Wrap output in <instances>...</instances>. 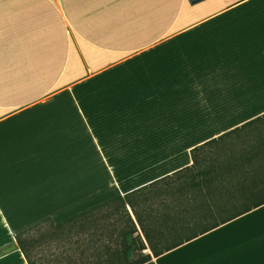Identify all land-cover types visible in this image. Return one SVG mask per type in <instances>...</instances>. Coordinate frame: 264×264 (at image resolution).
<instances>
[{
	"label": "crops",
	"instance_id": "crops-1",
	"mask_svg": "<svg viewBox=\"0 0 264 264\" xmlns=\"http://www.w3.org/2000/svg\"><path fill=\"white\" fill-rule=\"evenodd\" d=\"M262 117L264 0H0V264H264V153L107 211L256 147Z\"/></svg>",
	"mask_w": 264,
	"mask_h": 264
},
{
	"label": "trees",
	"instance_id": "trees-1",
	"mask_svg": "<svg viewBox=\"0 0 264 264\" xmlns=\"http://www.w3.org/2000/svg\"><path fill=\"white\" fill-rule=\"evenodd\" d=\"M263 153L264 141L259 143L256 147L236 156L231 161L220 164L212 169H209L195 176L186 178L179 182L167 184L166 186L159 187L157 189H151L150 191H153L152 193L156 194L155 198H160L165 194H172V199L174 200V202L182 203L188 200L189 198L202 193L205 190L215 187L216 185L232 178L233 176L243 173L244 171H246L248 164ZM240 162L242 163L239 169L233 171L232 169L235 166L234 163L238 164ZM224 170L226 171V175L224 177H220V174H222ZM138 200L142 202H148L153 199L146 192L133 194L128 196L126 200H119V205L117 206V209H120L121 211L124 208V210H126L127 202L133 208H135L138 204ZM123 212H121V214H118V212L117 214H114V216L122 215ZM30 244L33 245V242ZM21 248L25 252L26 256L28 258H31L30 252L28 251V243H21Z\"/></svg>",
	"mask_w": 264,
	"mask_h": 264
},
{
	"label": "rangeland",
	"instance_id": "rangeland-1",
	"mask_svg": "<svg viewBox=\"0 0 264 264\" xmlns=\"http://www.w3.org/2000/svg\"><path fill=\"white\" fill-rule=\"evenodd\" d=\"M235 157H233V158H231L230 160H228V161H231L232 159H234ZM227 161V162H228ZM226 163V162H225ZM241 163L242 162H240V163H238V164H236V163H234V168L232 169L233 171L234 170H237V169H239V167L241 166ZM214 167H216V166H214ZM214 167H212V168H214ZM212 168H210V169H212ZM225 172V173H224ZM226 175V171L224 170L223 171V173L222 174H220V177H224ZM169 184V183H168ZM167 185V182H160V183H157L155 186L154 185H152V186H149V187H146L145 189H149L148 190V192L146 191V193L148 194V195H150V197L152 198V199H154V200H156V199H158L159 197H157V198H155L156 197V194L155 193H152L150 190L151 189H157V188H159V187H163V186H166ZM176 195V194H175ZM138 202L140 203V202H142V201H140V200H138ZM119 205V203L117 202L116 204H115V206H113V208H110L109 210H107V211H109V214L111 213V214H117L118 212V214H121V212H123L124 210H121L120 211V209L118 210L117 209V206ZM107 211H106V209H104V210H102L101 211V213H100V218L101 217H105L106 216V214H107ZM57 232H59V231H56V233ZM24 240V239H23ZM47 242V244L45 245V247L44 248H47V246L49 247V246H52L53 244H56L57 243V241H52V240H50V241H46ZM33 249H37L36 247L35 248H32V246L31 245H29L28 244V251L29 252H31ZM41 249V248H40Z\"/></svg>",
	"mask_w": 264,
	"mask_h": 264
},
{
	"label": "water",
	"instance_id": "water-1",
	"mask_svg": "<svg viewBox=\"0 0 264 264\" xmlns=\"http://www.w3.org/2000/svg\"><path fill=\"white\" fill-rule=\"evenodd\" d=\"M192 2H197V1H199V0H191Z\"/></svg>",
	"mask_w": 264,
	"mask_h": 264
},
{
	"label": "snow or ice",
	"instance_id": "snow-or-ice-1",
	"mask_svg": "<svg viewBox=\"0 0 264 264\" xmlns=\"http://www.w3.org/2000/svg\"><path fill=\"white\" fill-rule=\"evenodd\" d=\"M242 2H244V0H242ZM262 118H264V117H262Z\"/></svg>",
	"mask_w": 264,
	"mask_h": 264
}]
</instances>
